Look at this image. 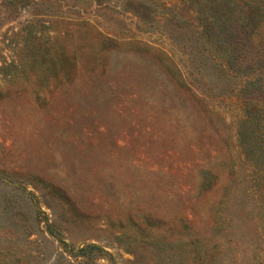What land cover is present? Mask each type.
I'll use <instances>...</instances> for the list:
<instances>
[{
	"label": "rangeland",
	"instance_id": "1",
	"mask_svg": "<svg viewBox=\"0 0 264 264\" xmlns=\"http://www.w3.org/2000/svg\"><path fill=\"white\" fill-rule=\"evenodd\" d=\"M252 102L264 0H0V264H264Z\"/></svg>",
	"mask_w": 264,
	"mask_h": 264
},
{
	"label": "trees",
	"instance_id": "2",
	"mask_svg": "<svg viewBox=\"0 0 264 264\" xmlns=\"http://www.w3.org/2000/svg\"><path fill=\"white\" fill-rule=\"evenodd\" d=\"M245 111L246 119L241 121V131L238 134L239 142L245 145V154L251 161L255 171L263 175L259 178L262 180H259L261 182L258 183V186L264 190V166L258 162L260 157L264 156V144L261 143L263 138L258 135L260 134L258 130L261 129V125L264 130V106L258 102H252L245 107ZM251 127L254 130H250ZM65 251L67 256L73 259L72 262H67V264H91L96 258L107 255L104 250L95 245H85Z\"/></svg>",
	"mask_w": 264,
	"mask_h": 264
}]
</instances>
